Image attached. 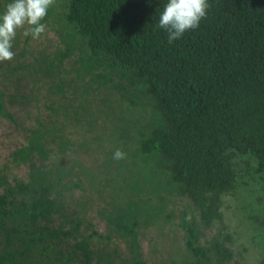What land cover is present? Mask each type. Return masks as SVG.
I'll return each mask as SVG.
<instances>
[{
  "label": "trees",
  "instance_id": "16d2710c",
  "mask_svg": "<svg viewBox=\"0 0 264 264\" xmlns=\"http://www.w3.org/2000/svg\"><path fill=\"white\" fill-rule=\"evenodd\" d=\"M166 3L66 0L64 19L90 54L124 70L149 99L156 118L135 154L154 158L208 227L237 185V161H251L264 180V0H208L199 27L172 43L158 27ZM38 154L25 179L0 177V264H99L96 232L84 234L80 218L63 212L62 171L45 169ZM259 223L264 245V217ZM194 239L188 229L197 255Z\"/></svg>",
  "mask_w": 264,
  "mask_h": 264
},
{
  "label": "rangeland",
  "instance_id": "374dc122",
  "mask_svg": "<svg viewBox=\"0 0 264 264\" xmlns=\"http://www.w3.org/2000/svg\"><path fill=\"white\" fill-rule=\"evenodd\" d=\"M10 2L0 0V13ZM65 12L66 0H55L40 38L18 30L14 59L0 62V177L25 179L40 148L44 168L62 171L63 212L80 218L84 234L96 232L99 264H201V252L210 264H261L264 180L252 162L237 161L221 221L203 226L155 159L135 154L156 118L149 99L89 53ZM117 149L126 159H113Z\"/></svg>",
  "mask_w": 264,
  "mask_h": 264
},
{
  "label": "clouds",
  "instance_id": "9594fccd",
  "mask_svg": "<svg viewBox=\"0 0 264 264\" xmlns=\"http://www.w3.org/2000/svg\"><path fill=\"white\" fill-rule=\"evenodd\" d=\"M54 4L55 0H11L0 13V62L14 59L12 48L18 30H23L26 37L40 38L45 32L42 21ZM209 8L208 0H167L159 16L158 27L167 31L168 42L172 43L184 33L197 29ZM113 159H126V153L117 149Z\"/></svg>",
  "mask_w": 264,
  "mask_h": 264
}]
</instances>
